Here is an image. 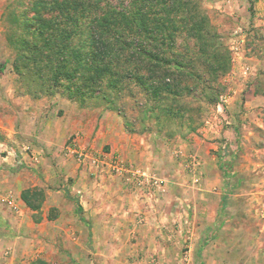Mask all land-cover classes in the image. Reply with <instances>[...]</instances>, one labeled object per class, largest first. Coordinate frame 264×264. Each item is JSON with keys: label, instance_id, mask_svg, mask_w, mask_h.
I'll return each instance as SVG.
<instances>
[{"label": "rangeland", "instance_id": "374dc122", "mask_svg": "<svg viewBox=\"0 0 264 264\" xmlns=\"http://www.w3.org/2000/svg\"><path fill=\"white\" fill-rule=\"evenodd\" d=\"M42 1L52 0H0V77H3L0 86L10 85L15 94L27 96L39 109H43L45 116L44 129L41 128V133L31 135L33 132L30 130L35 123L32 122L34 116H31L26 125V132H30L29 135L18 133L11 139L0 136L1 150L10 149L16 157L22 152L32 160V164L25 163L20 160L21 157H17L16 166L29 174L28 182L31 186L29 190L42 192L44 196L47 190L53 193L56 187L53 183H47V187L41 184L42 177L37 174L34 162L37 157L43 155L45 164L51 168L65 166L70 170L76 168L83 171L82 175L75 173L71 177L65 173L50 172V177L61 176L65 189L69 190L72 185H77L80 190L79 196L87 206L90 205L78 208V216L89 225L92 224V234L90 232L86 244L87 252L82 255V259L88 260L91 264H191L186 261L188 238L190 231L197 230L201 222L196 218L191 219L195 205L188 207L187 202L195 200L196 191L188 190L186 186L191 182L196 184L201 173L200 165L198 167L195 165L197 167L195 170L191 168L187 170L184 158L189 154L188 163L193 167L190 159L195 155L198 164V146L213 143L212 139H202L203 135L212 134L213 130L217 129L216 126L220 131L232 129L234 122L233 125L227 123L229 117L239 118L242 116L241 113H244L241 110L231 114L226 108L227 100L234 96L236 87L243 83L239 79V70L244 65L248 66L252 59L256 62L264 55V0H197L217 34L218 42L229 52L230 67L226 73L219 74L216 81L211 79L206 81L208 82L206 86L210 88L204 89L199 86L194 89L189 85L190 94L182 95L175 104V108L182 110V118L174 119H161L155 111L151 113L145 106L143 94L138 89H133L131 95L126 91L119 94L111 106L94 99L77 102L69 99L62 90L52 96L42 95L39 99L25 94L23 83L11 68L14 52L9 47L7 39L15 31L12 16L30 20L38 11L34 8ZM95 1L103 8L114 7L117 10H123L129 5V0ZM258 4L261 5L260 9L257 7ZM188 42L191 46L195 44L189 39ZM201 73L203 75L202 71ZM204 80H208V77L205 76ZM258 84L264 90V74L258 79ZM245 96L241 94L239 100H245ZM33 110L35 111V108ZM102 116H105L103 120ZM104 128L111 132L103 133ZM117 128L124 132V140L123 136L120 137L117 133ZM236 128H238L234 131L236 144L231 145L235 155L230 159V171L226 170L225 173L228 184L236 183L230 178L242 181L238 183L236 190L243 194L250 190V186L244 182L251 184L259 182L261 185L263 180L261 178H264V129H259L253 123L249 128L240 125ZM104 136L115 144L119 141L127 143L122 153L112 150V142L110 144L103 142ZM69 145H73L78 153L86 155L83 161H80L76 154L67 153ZM62 156H69L70 163H63L60 159ZM111 157H117L125 164L141 168L149 178H153L154 186L151 188L146 182L138 185L117 176L109 168ZM231 171H237L235 175L238 176L231 175ZM104 184H116L122 188L119 202L122 204L123 213L118 221L106 219L100 212L101 201L106 199V190L101 189ZM252 188L254 194L258 195V189L255 186ZM163 194L167 200H161ZM139 196L159 198L162 201L161 221L157 222L159 233L156 236L149 235L151 230L148 229L150 222L146 221L147 215L135 208L134 197ZM112 197L115 198L116 195ZM34 204L38 203L35 201ZM222 205V212L214 224L206 226L205 239L199 241L202 247L228 245L229 240L234 244L236 240L234 241L235 236L232 235L231 229L250 231L249 229L254 228L253 224H256L254 202L251 205H226L227 207H224L225 204ZM26 207L29 210L28 231L32 234L26 231L17 234L13 229L10 230L16 233L14 236L18 237L23 246L31 247L34 251L43 250L32 256L31 264H41L39 258L48 264H78L68 252V237L54 238L52 229L46 230L50 233L48 240L43 241L36 235L31 236L37 232L36 229H32L31 222H36L43 213L51 216L53 209L44 212L45 205L42 206V202L34 209ZM91 208L96 211L92 213L93 219L88 215L86 217L85 210ZM30 212H33L32 216ZM240 212L251 214V217L244 221L225 219L228 218V214ZM106 226L108 231L105 232L101 227L105 229ZM144 226L146 230L139 231V228L143 229ZM151 244H157V248H150ZM47 246H50V249ZM193 261L196 264V256Z\"/></svg>", "mask_w": 264, "mask_h": 264}, {"label": "trees", "instance_id": "16d2710c", "mask_svg": "<svg viewBox=\"0 0 264 264\" xmlns=\"http://www.w3.org/2000/svg\"><path fill=\"white\" fill-rule=\"evenodd\" d=\"M34 9L30 20L12 16L15 31L7 39L12 71L34 99L62 90L77 102L111 106L138 89L151 113L182 118L175 104L190 94L189 85L210 88L206 81L230 67L197 0H129L123 10L95 0H52ZM21 199L34 209L44 194L27 190Z\"/></svg>", "mask_w": 264, "mask_h": 264}, {"label": "crops", "instance_id": "0c3cea01", "mask_svg": "<svg viewBox=\"0 0 264 264\" xmlns=\"http://www.w3.org/2000/svg\"><path fill=\"white\" fill-rule=\"evenodd\" d=\"M257 7L260 9L261 5L258 4ZM251 61L252 62H250L248 66L244 65V67L239 70V79H241L240 81L243 83H240L236 87L237 90L233 92L234 96H231L227 100L228 105L226 104V108L229 109L231 114L238 113L241 110L244 112L241 113L242 116L239 118H233V116L229 117V122L227 123L233 125L234 122L235 128L232 126V129L220 131L216 126L217 129L213 130L212 134L206 133L202 138L212 139L213 143H204L207 145L198 146L197 148L199 152V156H197L199 163L196 166L198 167L200 165L199 173H201V176L198 177L200 180L198 179L196 184L191 182L186 186L188 190L195 189L196 191L195 200L187 202L188 207L195 205V208L193 207L195 212L191 219L196 218L201 222V226L197 230L190 231V236L188 238L189 244L188 251L186 252L188 259L186 261H189L191 264H195L193 261L194 256H196V264H264V235L260 230L261 222L258 216V212L264 203V178H261L263 179L261 180V185L259 182L255 184L244 182L246 185L250 186V190H247L243 194L241 192L240 194L236 188H238V183H242V181L237 180V178H230V180L236 181V183L233 184V182H230L228 184L226 182L225 173L226 170L230 169V159L235 155L231 145L232 143L236 144V133L234 132L238 130L236 126L240 125L249 128L251 123H253L259 129H264V90H262L260 84H258V79L264 74V55L256 62L253 59ZM3 66L4 64L1 67ZM4 72L6 73L7 70ZM2 78L3 77H0V82ZM12 89L10 85H6L5 87L0 86V136L11 139L18 133L21 135H29L30 132H26V125L27 120H29L31 116H34L32 122L35 121L32 126L33 129L30 130L33 132L31 135L41 133V128L44 129L45 119L43 109H39L36 104H33L35 102H31L27 96L15 94ZM241 94L246 95L245 100H239ZM34 108L35 111L33 110ZM104 117L105 116H102V120ZM237 119H239V121ZM117 130V133L120 134V137L123 136V139L124 132L119 128H117ZM105 132H111V130L107 131L104 128L103 133ZM248 134L251 135V133ZM102 140L107 144L112 142L106 139L105 136ZM125 145H127V143L123 144V142L119 141L115 144L112 142V150L122 153ZM189 156V154H186L184 158L185 168L187 170H195L197 167H190L188 163ZM17 157H21L20 160L25 163L32 164V160L25 155V153L21 152ZM17 157L15 153L7 148L5 153L2 154V157H0V264H31L33 261L32 256L35 253L39 254L43 251L41 249L34 251L31 247L23 246L18 241V237L14 236L16 233H24L25 231L28 232V234H32L31 231H28L30 229V222L27 218L29 210L21 199V194L31 187L28 182L29 174L25 171H21V168L16 166L18 162V160H16ZM60 159L63 163H70L69 156H62ZM34 162H36L35 168L37 174L42 177L43 183L41 184L43 187H47V183H53L56 188L53 193L47 190L45 192L46 196H44L42 201V206L45 205L44 212L48 209H53V213L51 212L52 215L49 216V214L46 215L47 213H43L42 217L37 219L36 222H31L32 229H36L37 231L31 236L33 237L36 235V237L45 241L48 240L50 236V233L46 230L52 229L51 232H53L54 238L56 236H65L69 238L68 252L78 261V264H91L88 260L82 259V255L87 252L86 244L88 243L90 232L92 234V224L89 225L88 222H84L83 219L78 216L79 206H87L82 197L79 196L80 190L77 185H72L69 190L65 189L63 184L64 180L61 179V176L50 177V172H57L59 174L65 173L68 177H71L75 173L82 175L83 171H79L76 168L70 170V168L65 166H54L51 168L45 164V157L43 155L37 157ZM230 173L236 177L238 176V174L235 175L237 171H231ZM253 186L258 189V195L254 194ZM101 189H104V191L106 190V199L101 201L100 207L102 217L118 221L123 213L122 204L119 202V194L122 192V188L116 184H104L101 186ZM112 195H116V197L113 198ZM164 196L165 194L162 195L161 200H167V197ZM134 199L135 201L133 203L136 205L135 208H137V211H143L144 214L147 215L146 221L150 222L148 229L151 230V232L149 235L151 236L152 234L156 236L159 233L157 222L161 221L160 206L162 201L159 198H140V196L139 198L134 197ZM252 202H254L255 205L254 215L256 217L254 218L253 216L256 221V224H253V230L252 228L249 229L250 231L231 229L232 235L235 236L234 241L236 240L234 244L232 240H229L228 245L216 244L210 247H202V245H200L199 241L205 239L206 226L214 224L219 214H221L222 204H225V207L226 205H251ZM87 207H90V205ZM225 209L226 208H224V210ZM89 210H85L88 212H86V217L88 215L93 219L92 213H96V211L92 208L90 211ZM30 215L32 216L33 212H30ZM228 215V218L226 217L225 219L230 221H244L251 217V214L243 212ZM85 219L88 220L87 218ZM145 227L146 226H144L143 229L139 228V231L144 232L146 230ZM101 228L105 232L108 231L107 226L105 229L103 227ZM10 229H13L16 233H12ZM149 246L150 248H157V244H151ZM47 247L50 249V246ZM161 250L164 249L162 248ZM39 260L43 264L47 263L44 259L39 258Z\"/></svg>", "mask_w": 264, "mask_h": 264}, {"label": "built area", "instance_id": "2783aa9c", "mask_svg": "<svg viewBox=\"0 0 264 264\" xmlns=\"http://www.w3.org/2000/svg\"><path fill=\"white\" fill-rule=\"evenodd\" d=\"M70 147H67V153L68 154H76L77 158L80 161H83L86 155L82 153H78L73 145H69ZM2 145H0V157H2V154L5 153V150H1ZM109 168L117 175L122 176L124 179L136 182L138 185H140L142 182H146L147 184H150L151 188L154 186L155 181L153 178H149L148 175L139 167L131 166L128 164H125L121 160H118L117 157H111ZM190 162L192 166L197 165V162L194 157H191ZM263 195H264V181H263ZM259 220L261 222L260 230L262 234L264 235V203L261 206V209L258 212Z\"/></svg>", "mask_w": 264, "mask_h": 264}]
</instances>
